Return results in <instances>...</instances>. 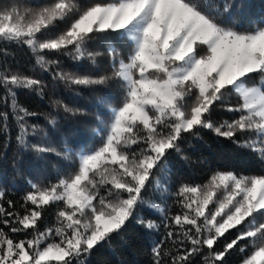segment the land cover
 <instances>
[{
  "label": "snow or ice",
  "instance_id": "snow-or-ice-1",
  "mask_svg": "<svg viewBox=\"0 0 264 264\" xmlns=\"http://www.w3.org/2000/svg\"><path fill=\"white\" fill-rule=\"evenodd\" d=\"M241 7L0 0V159L15 144L67 161L54 181L27 179L19 201L15 184L0 186V264H91L95 250L133 227L151 237L149 264H232L234 255L235 264H264V170L175 182L177 163L190 161L184 146L205 131L264 162V20L240 30ZM25 48L32 63L22 66L17 50ZM45 74L53 96L41 113L20 94L44 100ZM60 84L77 95L112 85L123 94L116 106L97 96L100 142L89 150L53 140L61 112L87 114L56 97Z\"/></svg>",
  "mask_w": 264,
  "mask_h": 264
},
{
  "label": "trees",
  "instance_id": "trees-1",
  "mask_svg": "<svg viewBox=\"0 0 264 264\" xmlns=\"http://www.w3.org/2000/svg\"><path fill=\"white\" fill-rule=\"evenodd\" d=\"M41 2V0H34ZM203 2V0H201ZM238 5L243 7L236 9L234 19L240 30H250L255 23L264 20V0H236ZM17 59L20 64L30 65L31 57L27 54V49L17 50ZM66 70H75L76 66L72 61L65 59ZM45 80L49 84L46 90L47 95L44 100H40L35 95L27 93L20 94V100L31 110L36 112L49 111L48 99L53 96L50 77L45 74ZM68 91L62 84L57 85L55 95L63 99L70 107L84 110L86 115L72 117L71 114L61 112L60 132L58 136H53V140L59 144H66L73 152L89 150L99 144V137L95 135L94 129L98 126L95 119L100 112L97 106V96L110 97L109 103L113 106L119 104L122 99V92L118 86L112 85L98 92L79 90ZM105 113L108 104L103 105ZM227 118V114H221ZM107 115L104 119L107 120ZM43 125V117L38 119ZM59 137V138H58ZM186 154L190 156V161L181 165L177 163L180 172L176 175L175 182L195 181L203 183L210 175V170L226 169L235 170L244 174H261L264 170V162L260 161L256 154L251 151L241 149L224 138H216L214 134L205 131L202 139L193 140L192 146H184ZM15 161V168L13 162ZM67 161L54 155H46L43 159L38 158L30 152H17L15 144L8 150L6 157L0 159V186H16V194L13 197L20 200L24 192L28 191L27 179L34 182H44V177L55 180L57 168H66ZM22 202V201H21ZM147 214V213H146ZM50 222L54 221V212L50 216ZM151 237L145 230L133 227L124 234L123 237H115L111 248L104 245L93 252L91 264H149L150 261ZM237 256L231 258L235 264Z\"/></svg>",
  "mask_w": 264,
  "mask_h": 264
}]
</instances>
